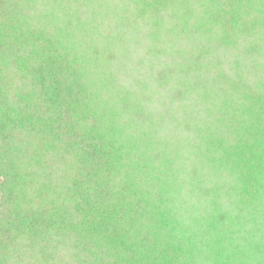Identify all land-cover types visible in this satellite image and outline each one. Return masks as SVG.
Masks as SVG:
<instances>
[{
	"label": "trees",
	"instance_id": "1",
	"mask_svg": "<svg viewBox=\"0 0 264 264\" xmlns=\"http://www.w3.org/2000/svg\"><path fill=\"white\" fill-rule=\"evenodd\" d=\"M0 264H264V0H0Z\"/></svg>",
	"mask_w": 264,
	"mask_h": 264
}]
</instances>
